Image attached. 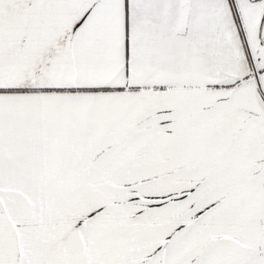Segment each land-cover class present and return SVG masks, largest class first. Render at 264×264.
<instances>
[{"label":"snow or ice","instance_id":"6c2138e0","mask_svg":"<svg viewBox=\"0 0 264 264\" xmlns=\"http://www.w3.org/2000/svg\"><path fill=\"white\" fill-rule=\"evenodd\" d=\"M0 264H264V0H0Z\"/></svg>","mask_w":264,"mask_h":264}]
</instances>
